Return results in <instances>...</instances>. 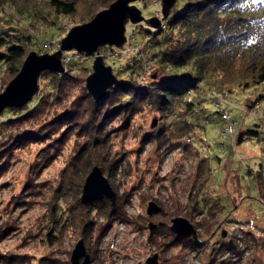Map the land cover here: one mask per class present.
Returning <instances> with one entry per match:
<instances>
[{
    "label": "rangeland",
    "instance_id": "374dc122",
    "mask_svg": "<svg viewBox=\"0 0 264 264\" xmlns=\"http://www.w3.org/2000/svg\"><path fill=\"white\" fill-rule=\"evenodd\" d=\"M52 1L13 0L15 7L0 12V27L7 29L13 19L18 21L14 26L27 30L30 37L25 57L15 66L20 70L29 54L55 53L72 28L91 22L117 0H60L73 4L75 12L70 15L57 12ZM133 4L145 18L139 24L127 23L134 52L103 59L120 81L134 82L140 71L139 83L147 87L158 67L154 57L158 50L152 47L155 31H169L168 18L176 0L167 18L163 0ZM243 16L253 22L248 28H254L251 37L257 41L264 35V0H249ZM152 19L160 20L159 28L151 26ZM113 48L118 47L98 51ZM251 51L234 48L226 55L228 67L209 73L200 89L187 97L202 107L209 105L201 115L187 117L181 103L167 118L148 106L134 117L121 108L113 111L104 126L106 148L95 151L92 162L78 159L91 137L77 129L63 137L64 129L49 134L47 141L18 145L24 133H42L41 120L23 125L20 119L27 111L6 109L0 115V150L7 155L3 160L7 171L0 176V264H71L80 240L93 264H147L155 255L158 264H264V192L255 180L264 169V83L252 86ZM4 53L5 48H0V93L17 76L9 71L11 60ZM64 57L65 73L44 72L32 100L44 97L43 105L49 101V112L37 111L48 121L70 114L94 72L95 57L74 50ZM144 58L151 66L146 81L140 78ZM129 62L136 69L127 71ZM173 71L167 69L168 74ZM218 111L231 115L232 135H224ZM209 113L213 115L204 127ZM154 120L157 126L152 128ZM162 129L168 131V140L161 144L152 135ZM246 130L260 135L239 144V134ZM95 166L101 167L117 194L119 216H110L116 205L108 199L95 201L90 208L81 202ZM150 203L158 205V213L149 215ZM84 214L88 228L80 222ZM175 218L189 220L198 240L178 237L171 230ZM151 225L156 228L150 229Z\"/></svg>",
    "mask_w": 264,
    "mask_h": 264
},
{
    "label": "trees",
    "instance_id": "16d2710c",
    "mask_svg": "<svg viewBox=\"0 0 264 264\" xmlns=\"http://www.w3.org/2000/svg\"><path fill=\"white\" fill-rule=\"evenodd\" d=\"M248 2L249 0H176L174 9L168 18L167 30L169 31L165 29L155 31V35L161 36H155V42L152 45L158 50L154 54L158 67L154 68L149 76V87H146V84L140 85V71H138L134 82L121 80L119 85L112 88L108 97L102 101H95L88 90H84V94L72 103L70 114L54 118L52 121L44 119V116L37 112L41 108L49 112L47 108L49 101L43 105L44 97L31 101L22 108H8L10 111L18 109L27 111L26 116L20 119L23 125L41 120L42 133L36 136H31L28 132L24 133L18 145L47 141L51 138L49 134L53 135L64 129L63 137L68 131L77 129L80 135L89 134L91 137L90 141L83 145L81 155L78 157L82 163H87L92 162L95 151L106 148L105 137L108 134L104 126L106 121L112 117V112L119 108L134 117L148 106L167 118L176 109V103H181L182 108L187 111V117L194 113L201 115V111L210 109L209 105L203 104L202 107V103L197 104L194 99L187 97L200 89L201 83L209 73L228 67L227 60H225L226 55L234 52V48L245 49L247 47L252 50L253 62L248 65L252 72V86L264 83V35L258 37L257 41L251 37L250 30L254 32V28L248 27L252 26V21L243 18ZM52 5L59 13L70 15L75 12V7L70 2L53 0ZM13 6L15 7L13 0H0V12L3 14L8 13L9 7L11 9ZM19 11L24 13L26 10L20 9ZM10 21L13 25L6 27L7 29L0 27V48H5L3 56L11 60L9 71L12 75H17L20 69L15 66L17 62L20 64L25 57L27 41L30 37L27 35V30L14 26L18 21L13 19ZM71 52L65 53V57ZM132 65V62H129L125 69L133 71L136 68ZM168 68L174 70V74H168ZM183 69L187 72L180 73ZM146 80L148 79L144 81ZM216 114H220L222 120L221 111ZM211 115L213 113L206 116L204 127L208 120L210 122ZM167 132L166 129H162L156 131L152 137L160 138L162 144L164 139L168 140ZM253 135L259 136L260 132L244 131V141L252 138ZM92 139L94 144L91 142ZM87 154L88 157H86ZM6 157V152L0 150V176L7 171L6 163L3 161ZM76 165L79 164L76 163ZM255 180L258 190L263 193L264 169L257 172ZM94 205L95 203H91L86 206L90 208ZM118 207L117 205L113 207L111 217L120 215ZM85 217V214L82 215L80 222L87 226Z\"/></svg>",
    "mask_w": 264,
    "mask_h": 264
},
{
    "label": "water",
    "instance_id": "95a60500",
    "mask_svg": "<svg viewBox=\"0 0 264 264\" xmlns=\"http://www.w3.org/2000/svg\"><path fill=\"white\" fill-rule=\"evenodd\" d=\"M136 1L138 0H117L109 9L99 12L91 22L72 28L61 41L59 50L53 54L38 55L35 52L29 54L20 72L9 83L6 90L0 93V115L8 108H21L30 103L39 92V80L44 72L65 73L64 53L73 50L87 57H95L94 72L88 76L86 88L95 101L107 98L109 91L119 85L120 80L113 68L105 64L103 57L96 56V52L99 48L106 46L122 47L127 42V23L130 21L132 24H139L145 20L142 11L133 4ZM174 3L175 0H163L164 18L168 17V10ZM150 24L153 28H159L161 22L158 19H152ZM128 123L129 119L126 120L123 128ZM156 126L157 120H154L152 128ZM243 139L244 132H241L238 143L241 144ZM104 199L110 200L115 206L117 194L101 167L95 166L84 184L81 202L88 205ZM159 210L155 203L149 204V215L158 213ZM172 223L171 229L178 237H193L194 240H198L197 229L189 220L175 218ZM155 228L156 225L150 226L152 230ZM71 264H93L83 240L77 243L72 252ZM147 264H158L157 255L149 258Z\"/></svg>",
    "mask_w": 264,
    "mask_h": 264
},
{
    "label": "built area",
    "instance_id": "2783aa9c",
    "mask_svg": "<svg viewBox=\"0 0 264 264\" xmlns=\"http://www.w3.org/2000/svg\"><path fill=\"white\" fill-rule=\"evenodd\" d=\"M130 39L127 37V42L120 48H113L110 51H104L103 53L100 51L96 52V55L100 54L102 57L107 59L118 58L121 54H127L128 52H134L132 45L130 44ZM118 53V54H117ZM148 72H151V66L148 58H144V70L142 72V77H140L143 81L147 78ZM222 121H223V129L224 135L233 134L234 128L231 121V115L227 111L222 112Z\"/></svg>",
    "mask_w": 264,
    "mask_h": 264
}]
</instances>
